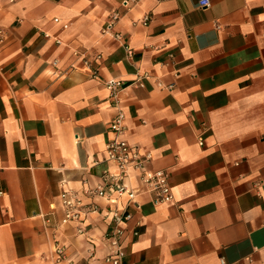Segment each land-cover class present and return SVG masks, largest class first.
<instances>
[{
	"label": "crops",
	"instance_id": "crops-1",
	"mask_svg": "<svg viewBox=\"0 0 264 264\" xmlns=\"http://www.w3.org/2000/svg\"><path fill=\"white\" fill-rule=\"evenodd\" d=\"M199 1L0 0V264L109 252L111 210L128 199L85 190L118 172L105 157L110 78L127 86L124 137L169 172L174 196L137 197L122 264H264V0ZM75 51L101 54L98 77ZM63 188L98 210L63 222Z\"/></svg>",
	"mask_w": 264,
	"mask_h": 264
},
{
	"label": "built area",
	"instance_id": "built-area-1",
	"mask_svg": "<svg viewBox=\"0 0 264 264\" xmlns=\"http://www.w3.org/2000/svg\"><path fill=\"white\" fill-rule=\"evenodd\" d=\"M131 1L137 0H123L122 5L128 7ZM210 0H200V7H208ZM119 12L112 15L111 22L104 29L110 30L114 23L119 19ZM150 20L149 16H144L142 23L147 24ZM55 21H59L55 18ZM67 27V24H63ZM49 36V34H46ZM115 37H120V34H115ZM5 40V31L0 29V44ZM60 42L59 40H57ZM129 57L133 55V50L129 46L126 47ZM75 55L81 58L84 65L92 72L93 78L98 77V70L93 61L101 58V54L95 56V60L86 58L85 53L75 51ZM57 61H55L56 65ZM146 74H141L137 77L136 83L143 85V80ZM105 85L109 90V95L112 100L113 107L116 109V114L111 121L110 127L114 133V137L110 139L105 148L106 160L112 162L118 169V172L105 170L100 175L101 182L95 188L86 189L85 192L102 196L107 199L109 204L117 203V199L121 196H126L128 201L124 208H114L111 210V224L110 228L105 232L104 239L107 242L109 252L102 258L101 264H122V260L126 255L123 246V240L127 235V227L125 224L129 222L133 216V209L139 207L137 197L141 194L154 195L156 203L170 202L174 196L171 189L169 172L165 169H152L150 167L153 154L151 151L142 152L139 146L130 143L125 137V111L121 106L123 101V93L127 86L124 80L120 78H110L105 81ZM171 88V86H168ZM199 143L204 145V140L200 138ZM136 176L139 186L133 187L124 183L125 178ZM113 194V195H112ZM61 202L64 208L63 222L72 220H80L89 212L98 210L95 203H84L79 194L72 189H62L60 193ZM82 231V230H80ZM133 235H139L137 230L133 231ZM58 253V260L64 257V249L62 247L56 248ZM221 264H229L225 260H221Z\"/></svg>",
	"mask_w": 264,
	"mask_h": 264
}]
</instances>
